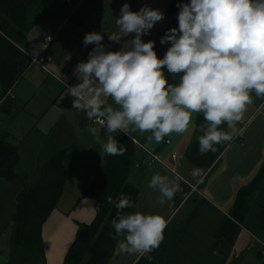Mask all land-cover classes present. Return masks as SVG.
<instances>
[{
  "label": "crops",
  "instance_id": "crops-1",
  "mask_svg": "<svg viewBox=\"0 0 264 264\" xmlns=\"http://www.w3.org/2000/svg\"><path fill=\"white\" fill-rule=\"evenodd\" d=\"M172 2L190 0H65L61 10L34 19L19 48L45 68L31 61L9 91L0 90V135L7 133L19 156L15 178L0 179V264H12L13 216L19 192L38 181L42 166L59 151L68 174L56 206L41 227L44 264H63L78 225L94 218V200L83 193L102 167L106 131L85 112L73 108V97L68 95V86L79 83L76 65L86 61L87 49L94 47L83 45L85 34L102 32L109 50H119L121 45L110 42L108 35L119 31L115 20L122 5L129 3L132 11L143 6L159 9L164 19L142 39L154 40L157 55L163 58L170 44L161 45V37L178 27L179 8L171 10ZM47 34L52 39L45 44ZM168 79L170 83L179 81L171 75ZM263 104L264 100L254 96L244 125L235 130L234 138L206 171L187 158L196 138L193 124L197 114L186 133H173L160 143L149 141V133L141 135L130 129L135 144L130 181L138 187L130 212L159 214L170 222L160 246L144 256L121 253L118 240L123 237H117L105 264H264L259 244L241 227L233 243L219 249L220 231L230 218L236 192L252 180L264 160V111L259 109ZM147 151L154 152L160 162L149 164ZM194 169L200 170L199 176L193 177ZM157 173L168 176L181 189L163 205L157 202L158 190L148 187ZM260 239L264 241V236Z\"/></svg>",
  "mask_w": 264,
  "mask_h": 264
},
{
  "label": "clouds",
  "instance_id": "clouds-1",
  "mask_svg": "<svg viewBox=\"0 0 264 264\" xmlns=\"http://www.w3.org/2000/svg\"><path fill=\"white\" fill-rule=\"evenodd\" d=\"M177 6L178 27L160 40L170 44L163 58L154 40L142 39L164 19L161 10L148 6L132 11L129 3L122 5L115 20L119 31L108 35L110 42L121 45L119 50H109L102 32L83 38L85 47H94L76 65L79 83L68 86V95L73 108L103 125L107 139L102 149L108 155L127 150L115 134L128 136L131 129L160 143L173 133H186L194 114H202L205 122L198 137L200 154L216 152V145L234 138L254 96L264 100V0H190ZM166 72L179 81L170 83ZM224 124L230 131L221 128ZM192 175L199 176L200 170ZM148 187L158 190L161 205L181 190L159 173ZM107 202L117 210L110 235L114 240L123 237L118 240L121 253L144 256L160 246L170 218L124 213L134 206L124 195L118 201L108 196Z\"/></svg>",
  "mask_w": 264,
  "mask_h": 264
},
{
  "label": "trees",
  "instance_id": "trees-1",
  "mask_svg": "<svg viewBox=\"0 0 264 264\" xmlns=\"http://www.w3.org/2000/svg\"><path fill=\"white\" fill-rule=\"evenodd\" d=\"M64 5L65 0H0L1 92L9 91L32 61L19 48V43L25 39L34 19L57 12ZM177 5L172 2L170 9H178ZM91 50L86 51L87 59ZM204 123L203 115L197 114L193 124L196 138L187 153L189 162L201 171L209 169L228 144L216 145V152L201 155L198 137L203 134L200 126ZM221 128L226 131V124ZM115 138L127 150L124 155L117 156L104 153L100 171L83 193L94 200V218L90 223L78 225L63 264H105L115 243L110 235L115 233L111 221L117 218V210L114 204L107 202V197L111 196L114 201H118L121 195L128 197L134 206L123 210L124 213L135 207L138 187L130 181L135 144L129 135L123 133L115 134ZM62 157V151H59L50 158L42 166L38 181L24 186L18 194L13 216L12 264H44L41 227L56 206L66 181L68 171ZM18 160V152L8 142L7 133L0 135V179L15 178ZM240 227L258 238L264 236V160L252 180L236 192L230 218L220 231V251L233 243Z\"/></svg>",
  "mask_w": 264,
  "mask_h": 264
},
{
  "label": "built area",
  "instance_id": "built-area-1",
  "mask_svg": "<svg viewBox=\"0 0 264 264\" xmlns=\"http://www.w3.org/2000/svg\"><path fill=\"white\" fill-rule=\"evenodd\" d=\"M51 39H52V35L51 34H47V35L44 36L43 41H44L45 44H47ZM31 60H32V62L38 64L41 68H43V69L45 68L43 66V64L40 61H38L36 58H32ZM94 122L96 123V125L98 126L99 129L104 130L103 125L98 123L96 120H94ZM166 142L168 143V141H166ZM147 154L149 156V164H152L154 162H160V159L158 158V156L154 152L147 151ZM172 158L174 159L175 155H172ZM251 236L259 244L260 256H261L262 259H264V241L261 240L260 238L256 237V236L252 235V234H251Z\"/></svg>",
  "mask_w": 264,
  "mask_h": 264
},
{
  "label": "rangeland",
  "instance_id": "rangeland-1",
  "mask_svg": "<svg viewBox=\"0 0 264 264\" xmlns=\"http://www.w3.org/2000/svg\"><path fill=\"white\" fill-rule=\"evenodd\" d=\"M264 105V104H263ZM259 109H261V110H263L264 111V106H261ZM246 116L247 115H245L244 114V117H243V119L240 121V122H238L237 124H236V126H235V130H240V127L242 126V125H244L243 123H244V120H245V118H246ZM228 131H229V129H228ZM129 133H131V132H129ZM103 162V161H102ZM250 234V233H249ZM251 236V235H250ZM256 247V246H255ZM254 247V248H255Z\"/></svg>",
  "mask_w": 264,
  "mask_h": 264
}]
</instances>
